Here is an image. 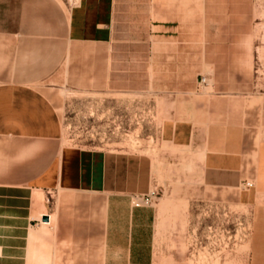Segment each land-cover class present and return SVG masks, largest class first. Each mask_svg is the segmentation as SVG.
<instances>
[{
	"label": "crops",
	"instance_id": "1",
	"mask_svg": "<svg viewBox=\"0 0 264 264\" xmlns=\"http://www.w3.org/2000/svg\"><path fill=\"white\" fill-rule=\"evenodd\" d=\"M158 7L134 37L119 0H0V264H197L214 203L250 208L228 255L264 264V0L204 29L198 0ZM93 93L125 109L107 145L64 134Z\"/></svg>",
	"mask_w": 264,
	"mask_h": 264
},
{
	"label": "rangeland",
	"instance_id": "2",
	"mask_svg": "<svg viewBox=\"0 0 264 264\" xmlns=\"http://www.w3.org/2000/svg\"><path fill=\"white\" fill-rule=\"evenodd\" d=\"M162 0H119L120 18L122 23L130 25L128 30L134 37L144 33L147 24L158 18V3ZM164 1V0H163ZM255 0H198L200 29L203 25H211L219 18L228 15L232 22H238L241 17L240 10L247 5H253ZM184 8H190L191 0H182ZM185 15L190 18V10L186 9ZM200 45L205 34L200 31ZM204 73H206L204 71ZM200 78V75H199ZM202 88L208 91L212 81ZM72 91V90H70ZM154 91V90H152ZM97 98L95 103L92 98ZM90 102L79 107L72 103L64 104L62 119L64 121V134L74 142L86 144L103 143L116 140L126 126L117 128L113 118L117 115L124 116L125 109L114 110L103 101L101 95L93 93ZM102 103V106H101ZM137 112V111H136ZM145 112L143 113L144 116ZM151 112H146V115ZM148 115V116H149ZM141 116V115H140ZM142 117V116H141ZM136 128L126 134L125 144L128 147L138 148L142 143V121L137 115ZM121 128V129H120ZM119 131V132H118ZM125 134H123L124 136ZM250 208L246 206L226 204H198L196 221L192 226V232L197 239L195 245L194 259L197 264H223L225 259L232 264L245 263L243 255H228L243 250L245 236L249 226ZM241 243V245H240ZM239 247L241 249H239Z\"/></svg>",
	"mask_w": 264,
	"mask_h": 264
},
{
	"label": "built area",
	"instance_id": "3",
	"mask_svg": "<svg viewBox=\"0 0 264 264\" xmlns=\"http://www.w3.org/2000/svg\"><path fill=\"white\" fill-rule=\"evenodd\" d=\"M199 82L202 85H207L208 84L207 77L205 75H200ZM158 195L159 193L156 190L152 189L144 194H141L139 196V199L144 204L152 205L156 201Z\"/></svg>",
	"mask_w": 264,
	"mask_h": 264
},
{
	"label": "water",
	"instance_id": "4",
	"mask_svg": "<svg viewBox=\"0 0 264 264\" xmlns=\"http://www.w3.org/2000/svg\"><path fill=\"white\" fill-rule=\"evenodd\" d=\"M43 218L46 220V218H47V217H46V215H44V217H43Z\"/></svg>",
	"mask_w": 264,
	"mask_h": 264
}]
</instances>
